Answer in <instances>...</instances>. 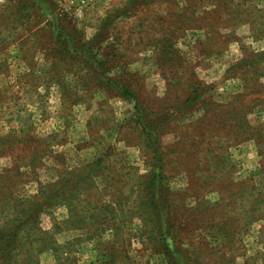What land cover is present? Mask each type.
<instances>
[{"label": "rangeland", "instance_id": "obj_1", "mask_svg": "<svg viewBox=\"0 0 264 264\" xmlns=\"http://www.w3.org/2000/svg\"><path fill=\"white\" fill-rule=\"evenodd\" d=\"M0 230L22 264H264V0H0Z\"/></svg>", "mask_w": 264, "mask_h": 264}, {"label": "trees", "instance_id": "obj_2", "mask_svg": "<svg viewBox=\"0 0 264 264\" xmlns=\"http://www.w3.org/2000/svg\"><path fill=\"white\" fill-rule=\"evenodd\" d=\"M141 110L145 113V109L141 108ZM144 131L146 132L147 129ZM154 208L156 210V205ZM11 231L12 230H10L9 233H4V230H0V264H22V262L18 260V257L22 255V252L19 251L16 244L11 242L14 238L13 236H15V233Z\"/></svg>", "mask_w": 264, "mask_h": 264}]
</instances>
